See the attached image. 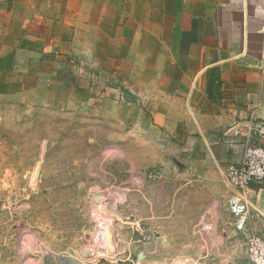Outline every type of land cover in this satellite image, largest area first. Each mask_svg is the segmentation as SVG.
I'll use <instances>...</instances> for the list:
<instances>
[{"label":"crops","instance_id":"0c3cea01","mask_svg":"<svg viewBox=\"0 0 264 264\" xmlns=\"http://www.w3.org/2000/svg\"><path fill=\"white\" fill-rule=\"evenodd\" d=\"M1 40L33 103L110 104L108 117L163 133L177 158L168 182L227 197L228 167L248 142L264 146V0H0ZM250 196V227L264 232V185ZM226 210L217 251L199 264L246 263L243 250L231 260L229 245L241 244ZM0 264L18 263L1 247Z\"/></svg>","mask_w":264,"mask_h":264},{"label":"rangeland","instance_id":"374dc122","mask_svg":"<svg viewBox=\"0 0 264 264\" xmlns=\"http://www.w3.org/2000/svg\"><path fill=\"white\" fill-rule=\"evenodd\" d=\"M12 61L1 40L0 248L7 258L24 264L58 253L63 264H199L217 251L231 221L226 197L166 180L175 179L165 165L177 158L163 133L150 134L142 120L108 117L110 104L33 103L17 86ZM100 215L113 223L115 251L92 247L88 255ZM152 241L160 244L150 250ZM229 248L231 260L243 250Z\"/></svg>","mask_w":264,"mask_h":264},{"label":"built area","instance_id":"2783aa9c","mask_svg":"<svg viewBox=\"0 0 264 264\" xmlns=\"http://www.w3.org/2000/svg\"><path fill=\"white\" fill-rule=\"evenodd\" d=\"M261 72L264 76V64ZM225 178L230 190L226 205L234 218L231 238L239 239L247 260L245 264H264V232L254 231L249 224L251 187L255 183L264 185V146L248 142L242 160L228 167Z\"/></svg>","mask_w":264,"mask_h":264},{"label":"bare ground","instance_id":"6f19581e","mask_svg":"<svg viewBox=\"0 0 264 264\" xmlns=\"http://www.w3.org/2000/svg\"><path fill=\"white\" fill-rule=\"evenodd\" d=\"M118 199V197H117ZM122 201V200H118ZM102 207V205H100ZM102 222L101 226L99 227V230L94 232L92 234V238L90 240L91 247H87V252H89L88 255H92L94 249L99 250L101 248H104L109 251H115V243H114V234H113V223H106L104 221V216L100 215L97 219ZM89 240V239H88ZM94 247V249L92 248ZM100 251V250H99ZM98 252V251H97Z\"/></svg>","mask_w":264,"mask_h":264},{"label":"water","instance_id":"95a60500","mask_svg":"<svg viewBox=\"0 0 264 264\" xmlns=\"http://www.w3.org/2000/svg\"><path fill=\"white\" fill-rule=\"evenodd\" d=\"M144 258L143 254H140L139 259L142 260Z\"/></svg>","mask_w":264,"mask_h":264}]
</instances>
